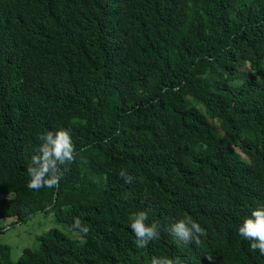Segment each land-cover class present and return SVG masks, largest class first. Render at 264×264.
Returning <instances> with one entry per match:
<instances>
[{"label":"trees","instance_id":"1","mask_svg":"<svg viewBox=\"0 0 264 264\" xmlns=\"http://www.w3.org/2000/svg\"><path fill=\"white\" fill-rule=\"evenodd\" d=\"M57 126L76 157L56 187L29 190L37 134ZM262 202L264 0H0V218L89 226L50 227L16 262L0 241V264H264L236 234ZM140 208L162 229L188 213L205 235L137 250Z\"/></svg>","mask_w":264,"mask_h":264},{"label":"clouds","instance_id":"2","mask_svg":"<svg viewBox=\"0 0 264 264\" xmlns=\"http://www.w3.org/2000/svg\"><path fill=\"white\" fill-rule=\"evenodd\" d=\"M37 140L39 143L34 146L30 162L25 166L28 177L25 186L29 190L54 188L76 157L71 129L64 126L49 128L38 133ZM117 175L125 184H131L137 179L124 169ZM130 215L127 227L134 237L133 244L137 250H143L160 239L162 232L170 236L173 243L184 246L199 245L200 238L206 232L201 223L188 213L177 217L163 229L157 221H149L147 209H137ZM69 227L75 234L86 235L89 232V226L83 224L78 215L73 217ZM236 234L242 240L248 241L250 250L258 251L259 255L264 256V202L255 204L240 218L236 225ZM148 264H189V260L183 255L161 253L150 256Z\"/></svg>","mask_w":264,"mask_h":264},{"label":"rangeland","instance_id":"3","mask_svg":"<svg viewBox=\"0 0 264 264\" xmlns=\"http://www.w3.org/2000/svg\"><path fill=\"white\" fill-rule=\"evenodd\" d=\"M14 219L0 218V227L4 228L0 233V241L10 245L11 258L14 262L17 261L23 248L37 245L38 233L50 227H56L70 236L75 235L66 225L56 221L51 213L36 212L25 222L13 223Z\"/></svg>","mask_w":264,"mask_h":264}]
</instances>
